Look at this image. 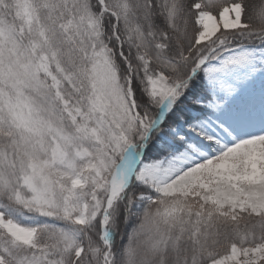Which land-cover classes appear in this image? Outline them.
<instances>
[{
    "label": "snow or ice",
    "instance_id": "snow-or-ice-1",
    "mask_svg": "<svg viewBox=\"0 0 264 264\" xmlns=\"http://www.w3.org/2000/svg\"><path fill=\"white\" fill-rule=\"evenodd\" d=\"M0 264H264V0H0Z\"/></svg>",
    "mask_w": 264,
    "mask_h": 264
}]
</instances>
